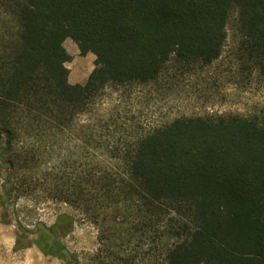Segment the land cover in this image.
<instances>
[{
    "label": "trees",
    "instance_id": "1",
    "mask_svg": "<svg viewBox=\"0 0 264 264\" xmlns=\"http://www.w3.org/2000/svg\"><path fill=\"white\" fill-rule=\"evenodd\" d=\"M231 30L230 63L264 83V0H0L6 202L82 211L99 229L94 264H264V109L153 125L122 101L203 73ZM66 40L96 56L85 84L69 81ZM72 223L38 224L46 246L28 247L52 253Z\"/></svg>",
    "mask_w": 264,
    "mask_h": 264
},
{
    "label": "rangeland",
    "instance_id": "2",
    "mask_svg": "<svg viewBox=\"0 0 264 264\" xmlns=\"http://www.w3.org/2000/svg\"><path fill=\"white\" fill-rule=\"evenodd\" d=\"M66 41L64 46L72 57L71 63L67 64L69 81L74 85L85 84L95 68L96 56L93 52L83 56L72 40ZM237 41L231 30L223 58L203 73L186 77L184 82H171L163 77L157 83L140 87L139 94L122 101L136 104L142 120L153 125L182 115H250L264 109V83L260 76L256 74L247 78L240 74L235 63H230ZM119 99L118 92H110L104 107L117 105ZM1 173L0 264H75L71 257L77 264H94L93 259L100 249L99 229L82 211L64 202L37 201L30 197H20L15 203L14 200L6 202L3 187L9 172L1 170ZM6 212L9 215L7 219L4 218ZM64 215L72 218V227L55 231L58 241L51 254H44L36 245L28 247V240L36 242L40 239L36 233L38 224L54 227L58 218ZM17 222L30 234L21 230ZM44 244L43 247L46 246ZM21 247L28 248L19 249Z\"/></svg>",
    "mask_w": 264,
    "mask_h": 264
},
{
    "label": "flooded vegetation",
    "instance_id": "3",
    "mask_svg": "<svg viewBox=\"0 0 264 264\" xmlns=\"http://www.w3.org/2000/svg\"><path fill=\"white\" fill-rule=\"evenodd\" d=\"M56 244V240L51 244V248ZM51 254V252H50Z\"/></svg>",
    "mask_w": 264,
    "mask_h": 264
},
{
    "label": "crops",
    "instance_id": "4",
    "mask_svg": "<svg viewBox=\"0 0 264 264\" xmlns=\"http://www.w3.org/2000/svg\"><path fill=\"white\" fill-rule=\"evenodd\" d=\"M67 42V41H66Z\"/></svg>",
    "mask_w": 264,
    "mask_h": 264
}]
</instances>
